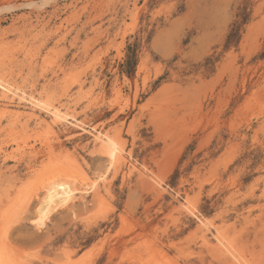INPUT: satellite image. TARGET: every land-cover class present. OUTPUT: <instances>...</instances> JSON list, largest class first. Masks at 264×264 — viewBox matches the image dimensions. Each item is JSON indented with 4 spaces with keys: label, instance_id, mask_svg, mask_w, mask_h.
<instances>
[{
    "label": "rangeland",
    "instance_id": "obj_1",
    "mask_svg": "<svg viewBox=\"0 0 264 264\" xmlns=\"http://www.w3.org/2000/svg\"><path fill=\"white\" fill-rule=\"evenodd\" d=\"M0 264H264V0H0Z\"/></svg>",
    "mask_w": 264,
    "mask_h": 264
}]
</instances>
